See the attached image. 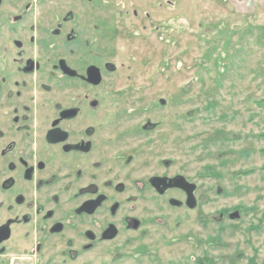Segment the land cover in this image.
Instances as JSON below:
<instances>
[{
    "label": "rangeland",
    "instance_id": "374dc122",
    "mask_svg": "<svg viewBox=\"0 0 264 264\" xmlns=\"http://www.w3.org/2000/svg\"><path fill=\"white\" fill-rule=\"evenodd\" d=\"M0 10V24L26 12L15 26L50 36L26 54L43 69L99 68L91 114L106 117L109 139L122 137L114 172L124 188L116 241L85 252L60 236L36 253L21 239L0 264H264V0H0ZM57 80L65 96L67 86L81 94L79 80ZM155 176L195 186L196 207L181 190L160 197L133 182ZM129 216L137 232L124 230Z\"/></svg>",
    "mask_w": 264,
    "mask_h": 264
},
{
    "label": "flooded vegetation",
    "instance_id": "af4514ba",
    "mask_svg": "<svg viewBox=\"0 0 264 264\" xmlns=\"http://www.w3.org/2000/svg\"><path fill=\"white\" fill-rule=\"evenodd\" d=\"M72 18L68 14L65 23ZM25 20L26 12L0 24V43L6 39L4 30L13 38L11 47H0L1 57L9 60V53L15 51L13 61L0 66V261L7 256L8 244L21 239H31V248L40 253L46 240L69 236L68 246L88 252L116 241L121 234L114 219L121 207L116 196L124 188L114 168L123 140L120 135L109 139L106 117L91 114L100 109L96 100H90L89 89L101 84V71L89 65L79 71L64 60L43 69L40 61L26 54L29 48L35 52L46 48L50 36L25 34L27 25L15 26ZM41 27L29 24L32 32ZM56 28L54 37L64 36V24ZM77 39L73 32L66 34L69 44ZM91 69L98 71L97 85L91 83ZM106 69L114 70L109 65ZM58 78L79 80L81 94L73 96L67 86L65 96V83ZM109 161L114 163L107 167ZM179 180L185 181L155 176L133 182L136 188H151L163 197L169 188L186 194ZM123 219L126 231L137 232L141 227L136 217ZM74 233L80 239H73Z\"/></svg>",
    "mask_w": 264,
    "mask_h": 264
},
{
    "label": "water",
    "instance_id": "95a60500",
    "mask_svg": "<svg viewBox=\"0 0 264 264\" xmlns=\"http://www.w3.org/2000/svg\"><path fill=\"white\" fill-rule=\"evenodd\" d=\"M90 76H91V83L97 85L100 82V78L97 70L91 69ZM178 184L179 187L182 188L187 194L188 207L190 209L195 208L197 205L196 198L194 196L195 186L183 180H179Z\"/></svg>",
    "mask_w": 264,
    "mask_h": 264
}]
</instances>
